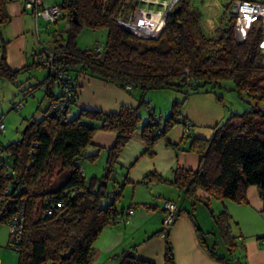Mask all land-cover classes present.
I'll list each match as a JSON object with an SVG mask.
<instances>
[{"label":"trees","instance_id":"16d2710c","mask_svg":"<svg viewBox=\"0 0 264 264\" xmlns=\"http://www.w3.org/2000/svg\"><path fill=\"white\" fill-rule=\"evenodd\" d=\"M13 1L0 0V26L10 22L7 6ZM135 1L61 0L62 19L67 23L65 39L37 57L32 55L33 62L37 61L33 66L46 68L48 75L42 83L24 91L23 97L43 86L46 107L40 119L31 117L25 122L19 140L0 144V224L20 225L15 247L8 235V246L16 253L17 264H92L96 238L106 226L126 215L116 206L127 184L126 174L120 176V183L116 182L117 158L139 127V110H146L148 117L141 126L140 138L144 153L150 155L156 141L164 139L175 125L185 123L180 109L188 96L211 94L222 103L214 92L221 89V82L232 83L247 110L231 112L213 127L207 140L186 137L187 151L199 157L195 170L176 166L170 179L150 172L143 185L168 184L192 206L201 202L195 195L197 191L237 205L245 204L248 187H255L263 195L264 110L259 104L264 103V56L257 48L261 28L258 22L253 23L245 39L238 42L232 20L225 13L234 1L264 4V0L222 3L225 20L221 16L220 25L210 33L202 27L203 14L194 0H178L154 39L135 37L118 24L127 21L140 6ZM82 27L105 31L101 50L76 48L75 38ZM5 44L1 46L0 79L13 81L27 66L11 71L5 61ZM51 70L61 73L54 75ZM84 76L138 90L137 107H120L108 114L80 108L78 81ZM152 90H172L182 97V101L171 102L162 123L143 98ZM98 131L113 132L115 138L105 153L101 175L86 178L79 162L92 163L97 157L85 155L84 150ZM55 168L58 182L43 189ZM202 206L207 208L206 202ZM188 217L191 219L189 213ZM209 217L226 251H234L236 243L225 212L209 213ZM204 235L208 236L197 231L200 246H205L211 258L221 261L204 244ZM120 264L151 263L137 259L131 252L122 257ZM162 264H174L166 240Z\"/></svg>","mask_w":264,"mask_h":264},{"label":"crops","instance_id":"0c3cea01","mask_svg":"<svg viewBox=\"0 0 264 264\" xmlns=\"http://www.w3.org/2000/svg\"><path fill=\"white\" fill-rule=\"evenodd\" d=\"M22 1L14 0L7 6L10 22L4 35L8 40L4 41L0 34V58L2 42H6L5 61L11 71L26 66L24 63L27 57L23 49L22 35L27 27L24 25L27 18L23 16L31 15L23 11ZM10 35L19 38L20 41L13 43L8 38ZM78 86L77 106L80 108L108 114L115 113L120 107L133 109L138 105L140 96L138 90L118 88L89 76L81 77ZM176 94V98L172 97V101H182L181 94ZM145 96L146 94L143 96L144 99H146ZM148 107L155 114V107L149 105ZM170 107L171 105L167 107L162 117L159 111L158 116L161 117L159 123H162V119L168 115ZM225 112L224 105L217 102L211 94L198 93L188 96L183 101L180 113L185 122L192 124L190 130L184 133L181 124L175 125L167 132L164 139L153 144L151 154L148 155L144 153L145 145L140 138L141 126L148 117L146 110H139V127L117 158L118 178L126 174L127 184L134 188L132 202H129L127 207L117 206V208L125 213L131 212L125 216L124 222L113 223L101 231L92 245V264H120L122 257L131 252L139 260L151 264H162L165 240L171 246L174 264H264V242H262L264 240V191L263 195H260L255 187H248L245 192V204L241 205L228 200L211 199L206 193L197 191L195 195L201 202L192 206L189 200L168 184L145 186L142 182L150 172L170 179L171 171L176 166L195 170L199 157L187 151L189 140L186 137L209 139L213 127L223 121ZM114 138L113 132H95L84 154L103 153L105 155ZM79 167L83 172L84 168L81 164ZM137 187L140 190H135ZM142 187L150 193L144 195ZM161 196H167V199H161ZM160 199L173 202L179 211L177 219L166 231L168 233L165 239L159 235L163 219ZM203 202L207 204V208H204L208 214L216 215L225 212L228 217L230 235L235 239L236 249L229 253L220 241V244L217 243L216 232L204 233L210 236L207 238L210 244L207 248H212L213 252L222 258L221 261L211 258L204 250L205 246H200L197 231L202 233V230L193 224L186 211L188 208L193 210L196 205L201 206ZM179 203L182 208H179ZM218 249L219 252H217Z\"/></svg>","mask_w":264,"mask_h":264},{"label":"rangeland","instance_id":"374dc122","mask_svg":"<svg viewBox=\"0 0 264 264\" xmlns=\"http://www.w3.org/2000/svg\"><path fill=\"white\" fill-rule=\"evenodd\" d=\"M159 2L161 0H158ZM202 1V2H200ZM61 0H49L45 2V6L52 4L58 5ZM227 0H194L195 6L202 11V27L207 33H210L217 28L220 23V17L224 16L225 8L222 3ZM153 10L156 7H152ZM227 17V12L225 13ZM27 18V22H24L26 29L22 35V41H24V51L26 54L25 71L21 72L16 76L13 81H7L0 79V120L3 125V131L0 133V144L6 145L8 143L19 140L20 134L25 128V122L31 117L40 119L42 112L46 107L47 99L44 97V87L39 86L35 88L30 95L23 97V92L28 91L29 87L42 83L48 75L46 68L33 66L32 63L37 61L32 60V55L39 56L42 50H49L54 44L58 45L65 39L66 20L59 19L53 24H47L42 20H37L36 27L34 26L33 18L29 15H24ZM225 18L223 17V21ZM26 21V20H25ZM8 27V24L0 26V34L2 39L7 41L4 31ZM10 41H20L19 38H15L10 35ZM105 40L104 30H91L87 27H82L75 38V46L79 50H86L96 48L101 50ZM221 89H216L214 92L217 96L221 97L222 104L225 107V119L229 114L237 113L240 114L247 110L246 104L237 96L233 91V85L229 81L220 83ZM57 92V91H56ZM177 96L176 92L172 90H152L146 92V101L150 107H155V116L158 118L159 111L162 117L167 107L171 105L172 97ZM181 97V96H180ZM176 98V97H175ZM17 107H16V106ZM152 105V106H151ZM14 107V108H13ZM259 108L264 110V103L259 104ZM159 117V118H161ZM222 121V122H223ZM105 161V155L103 153L97 154V157L92 163L86 161H80L79 163L84 168V175L86 178L90 176L99 177L102 173L103 162ZM57 168L51 173V176L45 180L43 189H46L49 184H55L58 182V176L56 175ZM91 174V175H90ZM121 179L116 177V182L120 183ZM151 188V187H150ZM133 187L129 184H125L122 189V195L119 203L116 206L127 207L129 202H132ZM149 189V188H148ZM135 190H140L139 187ZM142 193L149 194L150 192L142 187ZM160 198V196H159ZM161 199H167V196H161ZM160 199L161 203L162 200ZM174 200L177 201L176 198ZM179 208L181 203H179ZM182 208V207H181ZM183 210H186L183 208ZM191 215V221L194 225H197L202 234L206 232H216L213 221L210 219L208 211L205 210L204 206H194L191 210H186ZM212 234V233H210ZM8 235L9 228L5 224H0V264H17L16 253L8 246ZM210 236L204 235L202 237L203 242L206 246H209L207 238ZM217 243L220 244L219 240ZM220 250L218 249L217 252Z\"/></svg>","mask_w":264,"mask_h":264},{"label":"built area","instance_id":"2783aa9c","mask_svg":"<svg viewBox=\"0 0 264 264\" xmlns=\"http://www.w3.org/2000/svg\"><path fill=\"white\" fill-rule=\"evenodd\" d=\"M49 0H23L22 9L24 12L30 14L34 21V26L37 25V20L40 19L47 24H53L57 20L62 19L64 11L58 4L45 6V2ZM178 0H137L140 6L135 8L127 21H119L118 24L127 30L129 33L138 38L154 39L159 31L164 26V19L177 3ZM152 7H156L155 10ZM227 16L232 20L233 33L235 40L241 42L246 37V32L250 29L251 25L255 22L260 24L261 37L257 44V48L264 56V4L247 1H234L231 3L227 11ZM59 70H51V74H60ZM64 92H68L64 89ZM64 100L63 98L61 99ZM16 106V105H15ZM17 107V106H16ZM191 124L185 122L183 124L184 133L188 132ZM3 131V125L0 122V133ZM163 219L161 222L160 236L164 238L166 231L173 225L177 208L172 202L164 201L162 203ZM131 211H127L126 215ZM125 217H122L119 223L124 222ZM117 223V222H116ZM9 236L12 243L15 244L19 240L20 225L14 223L9 224ZM264 242V240H262Z\"/></svg>","mask_w":264,"mask_h":264}]
</instances>
